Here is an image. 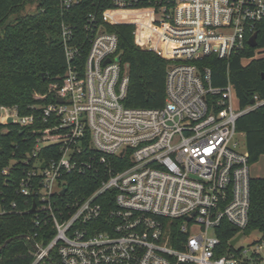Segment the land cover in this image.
<instances>
[{
    "label": "built area",
    "instance_id": "built-area-1",
    "mask_svg": "<svg viewBox=\"0 0 264 264\" xmlns=\"http://www.w3.org/2000/svg\"><path fill=\"white\" fill-rule=\"evenodd\" d=\"M57 5L61 14L85 7L79 29L66 19L59 24L64 74L46 93L33 94L40 101L28 114L0 105V122L30 128L16 191L34 204L31 264L52 252L59 264H264V235L248 247L230 244L243 235L250 207L248 154L235 123L264 98L233 106L228 73L216 87L210 68L200 65L248 44L264 20V0ZM119 24L132 25L134 44L167 61L163 106L123 105L128 66L111 29ZM69 177L97 186L77 194ZM223 221L237 229L226 244L217 234Z\"/></svg>",
    "mask_w": 264,
    "mask_h": 264
},
{
    "label": "trees",
    "instance_id": "trees-1",
    "mask_svg": "<svg viewBox=\"0 0 264 264\" xmlns=\"http://www.w3.org/2000/svg\"><path fill=\"white\" fill-rule=\"evenodd\" d=\"M33 12L24 10L33 0H0V105H16L18 113L28 114L30 106L39 102L33 94L46 93L49 84L60 80L65 70V58L59 37L62 19L79 29L85 13L84 5L61 14L58 0H35ZM132 14V13H131ZM113 13V17L129 16ZM118 34L120 59L128 66V82L122 103L126 107L157 108L164 104L165 72L167 61L152 51L143 50L133 42V26H113ZM256 47L245 46L232 51L228 58L210 55L200 65L211 70V84H226L227 73L239 109H245L254 95L264 98V57L253 58L256 48L264 47V20L256 25ZM236 130L244 135L248 163L264 155V104L242 113L236 120ZM29 127L0 122V264H31L32 246L25 237L34 231L31 211L32 198L19 194L16 175L23 170L21 158L31 148ZM11 165L10 174L2 170ZM68 189L77 194H87L97 183L89 177H69ZM217 234L226 242L237 233L227 221ZM257 231L264 235V177L250 180V207L248 222L243 234ZM36 239V238H34ZM35 264H59L52 252Z\"/></svg>",
    "mask_w": 264,
    "mask_h": 264
},
{
    "label": "rangeland",
    "instance_id": "rangeland-1",
    "mask_svg": "<svg viewBox=\"0 0 264 264\" xmlns=\"http://www.w3.org/2000/svg\"><path fill=\"white\" fill-rule=\"evenodd\" d=\"M35 4H36V1L33 0V3L28 4L24 10L33 12L35 9ZM259 54L260 52L259 50H257L256 55H259ZM232 104L233 106H237V101L234 97L232 98ZM238 140H239V148L243 150V147L245 146L244 137L238 136ZM249 172H250L251 178L264 177V155H261L256 162L249 164ZM259 238H261V233L257 231L245 233L239 238L234 248H238L240 246H243V247L251 246V243Z\"/></svg>",
    "mask_w": 264,
    "mask_h": 264
},
{
    "label": "water",
    "instance_id": "water-1",
    "mask_svg": "<svg viewBox=\"0 0 264 264\" xmlns=\"http://www.w3.org/2000/svg\"><path fill=\"white\" fill-rule=\"evenodd\" d=\"M256 36H257V33L254 32V33L248 38L247 43H248L249 46H251V47H255V46H256ZM261 77L264 78V73L261 74ZM59 101H61V99H59ZM250 103H253V100H252V99L250 100ZM7 122H8V123H12V119H11V118H8V119H7ZM0 152H1V150H0ZM33 208H34V204L32 205L31 210H33ZM241 235H242V233L240 232L235 238H233V239L230 241V244L233 245L236 241H238L239 238L241 237ZM25 237L29 240V243L31 244V246H32L33 248H35V245L33 244L32 240L29 238V236L26 235ZM10 240H11V238L5 240V242L0 246V250H1V248H2L6 243H8Z\"/></svg>",
    "mask_w": 264,
    "mask_h": 264
},
{
    "label": "crops",
    "instance_id": "crops-1",
    "mask_svg": "<svg viewBox=\"0 0 264 264\" xmlns=\"http://www.w3.org/2000/svg\"><path fill=\"white\" fill-rule=\"evenodd\" d=\"M241 133H242V132H241ZM242 136L244 137L243 133H242ZM244 148H245V146H244ZM245 150H246V148H245Z\"/></svg>",
    "mask_w": 264,
    "mask_h": 264
},
{
    "label": "bare ground",
    "instance_id": "bare-ground-1",
    "mask_svg": "<svg viewBox=\"0 0 264 264\" xmlns=\"http://www.w3.org/2000/svg\"><path fill=\"white\" fill-rule=\"evenodd\" d=\"M129 14L131 15V12Z\"/></svg>",
    "mask_w": 264,
    "mask_h": 264
}]
</instances>
